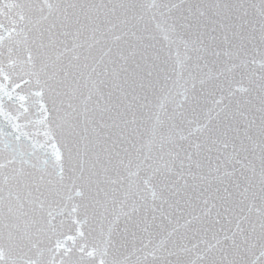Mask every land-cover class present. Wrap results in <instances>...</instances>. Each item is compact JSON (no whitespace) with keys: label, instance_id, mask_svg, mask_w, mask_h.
Wrapping results in <instances>:
<instances>
[{"label":"snow or ice","instance_id":"obj_1","mask_svg":"<svg viewBox=\"0 0 264 264\" xmlns=\"http://www.w3.org/2000/svg\"><path fill=\"white\" fill-rule=\"evenodd\" d=\"M0 264H264V0H0Z\"/></svg>","mask_w":264,"mask_h":264}]
</instances>
